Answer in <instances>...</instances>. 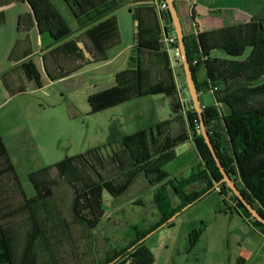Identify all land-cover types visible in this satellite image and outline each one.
Returning a JSON list of instances; mask_svg holds the SVG:
<instances>
[{
    "label": "rangeland",
    "instance_id": "rangeland-1",
    "mask_svg": "<svg viewBox=\"0 0 264 264\" xmlns=\"http://www.w3.org/2000/svg\"><path fill=\"white\" fill-rule=\"evenodd\" d=\"M117 16L121 35L129 41L132 14L123 6ZM7 26L6 47L10 49L14 37L13 23L9 22ZM249 51L246 48L244 54L235 59H244ZM216 54L226 56L219 50ZM87 79L89 77L85 74L54 82L46 90L52 93L50 98L29 92L32 86L27 81L24 83L27 92L4 103L5 92L0 96V136L15 170V176L0 175V227L12 229L13 264H104L108 254L124 247L133 238L132 225L146 230L159 221L161 214L154 196L161 184L169 179L180 180L181 177L203 172L201 180L188 186L187 192L190 193L202 190L211 181L194 140V134H198L199 130L195 126L197 131L194 133L188 124L187 128L183 124L187 139L177 144L176 151L173 147L175 157L164 167V172L168 174L166 178H160L157 171L147 177L141 173L131 178L128 184L125 182V189L120 194L119 191L111 194L102 189L90 196L87 203L81 196L78 197V204L83 202L86 207L89 204L87 209L71 211V188L65 182H58L53 170L46 175V179L53 184L50 196L44 199L45 205L41 206L45 211L40 212L38 204L42 198L35 202L38 204L35 208L37 218H45L49 214V222L41 225L33 247H29L30 220L25 198H34L36 193L28 177L30 173L93 147L98 148L104 157L112 155V150L116 152L120 148L119 135H130L133 129L139 127L141 122L138 117H142V113L144 120L153 118L156 113L163 118L168 113L169 109L163 103L166 96L152 102L150 96L134 98L120 107L93 111L88 98L95 88L90 84L88 88L84 86ZM186 94L190 98L187 89ZM163 128L156 125L150 127V137L161 140V147ZM156 180L159 183H155ZM40 187H44L42 183ZM214 188L219 194V186ZM167 189L171 206H177L179 197L168 184ZM224 199L226 202L222 211L213 212L220 199L212 200V196H207L175 217L170 226L165 225L147 237L143 242L152 254L151 264H264V239L244 220L247 217L234 207L230 195ZM56 209L60 213L58 216ZM193 228L199 233V238L193 247H189L188 233ZM0 264L6 263L0 258Z\"/></svg>",
    "mask_w": 264,
    "mask_h": 264
},
{
    "label": "trees",
    "instance_id": "trees-1",
    "mask_svg": "<svg viewBox=\"0 0 264 264\" xmlns=\"http://www.w3.org/2000/svg\"><path fill=\"white\" fill-rule=\"evenodd\" d=\"M35 1L42 5L47 3V0ZM65 1L71 4L73 9L81 7L82 0ZM45 11L49 12L51 10L45 7ZM166 12L168 20L171 22L170 15L168 11ZM49 15L51 18L57 16L55 12ZM133 17L137 22L138 31H140V21L137 14L135 13ZM36 19L39 30H45L42 27L40 15H37ZM2 21L3 16L0 13V23ZM173 32L172 25L170 30L165 29V33ZM91 33H93L92 40L94 42H103V44L101 46L98 45L97 48L91 44L85 46V49L91 57V62H100L104 59L102 53L119 41L114 16L93 26ZM184 43L195 81L197 69L203 66L209 78V86L204 88L216 86V89L212 92L214 104L204 105L201 101L200 93L204 88L196 83L205 124L221 164L244 197L264 215V78L259 76L260 68L264 67V25L253 19L250 22L237 23L209 32L190 36L184 35ZM173 45L177 47V40ZM246 48H250V52L242 60L209 57V52L212 49L222 50L230 57H240ZM150 57L157 58L156 60H151L150 66L155 68V73L159 75L158 84L155 83L150 87L144 88L139 77L135 80H128L125 75L130 71L121 72L116 76L117 84L115 87L90 95L88 102L92 110L107 109L127 99L149 92H165L169 96H174L175 83L166 52L161 51ZM194 59H197L195 64H193ZM180 66L182 69L181 62ZM135 72L137 75L138 71L135 70ZM48 77L51 81L56 79L50 73ZM171 113H179V116H175L176 118H180L184 114V117H182L184 124L186 122L188 126L192 127L194 133L197 131L195 126L199 130L198 118L190 98L188 99V104L183 106L176 97L171 106ZM168 122L169 120L161 121L156 126L162 127ZM185 132L186 129L184 128L183 137L178 135L176 137L167 136L162 138L163 144L161 147V140H155L153 137L148 140L149 137H146L145 130H140L130 135H122L118 141L120 148L116 152L112 150V155L104 157L98 148L93 147L85 152L66 157L53 165L44 166L30 173L28 177L36 193L34 198H25V208L29 211L28 217L30 220L28 246L33 247V240L40 234L41 225L49 222V214L45 218L38 219L35 213L36 205L39 203L40 212L45 211L41 206L45 205L44 199L51 194L50 189L53 183L46 179V175L49 172L51 173L54 170L59 180L57 181L65 182L71 188V211L87 209L89 204L87 207L83 202L78 204V197L81 196L87 203L90 196L93 197L95 193L102 189L111 194H114L113 191H119L118 193L120 194L125 189V182L128 184L137 174L141 173L147 177V175L156 174L157 171L160 178H166L168 174L164 172V167L175 157L172 150L173 147L187 139ZM194 140L204 158L207 177L217 183L222 175L206 144L203 142L199 131L198 134H194ZM130 156L133 160L132 163L130 162ZM152 159L155 160L154 162L151 161L150 164L149 161ZM3 174H13L15 176V170L0 136V175ZM202 177L203 172L199 171L188 177H181L180 180L169 179L161 184L154 196L157 210L161 214L159 221L146 230H139L138 225H132L133 238L124 247L114 251L111 255L108 254L104 264L114 260L116 257L119 258L112 264H151L153 261L152 254L147 250L144 244L145 241L137 244L133 249L128 250V248L149 231L165 222L184 205L198 200L206 191L213 188L215 183L212 184L210 181L200 191L187 192L190 183L201 180ZM154 182L159 183V180ZM40 183L43 184V188L40 187ZM167 184L180 199L177 206H171L167 194ZM219 189L220 193L229 194L234 205L241 210L258 230L264 232V224L251 218L248 211L227 186L221 184ZM81 198H79L80 201ZM39 199L41 201L36 204ZM55 213L57 216L60 214L58 209L55 210ZM171 224L172 221L166 225L170 226ZM188 238L189 247H193L198 241L199 233L193 228L189 231ZM0 258L6 264L14 263L13 235L10 227H0Z\"/></svg>",
    "mask_w": 264,
    "mask_h": 264
},
{
    "label": "crops",
    "instance_id": "crops-1",
    "mask_svg": "<svg viewBox=\"0 0 264 264\" xmlns=\"http://www.w3.org/2000/svg\"><path fill=\"white\" fill-rule=\"evenodd\" d=\"M60 1L47 0V3L42 5L35 0H0V13L3 16V21L0 23V96L3 92L6 96L3 103L7 99L27 92L24 87L25 81L32 86L29 92L40 93L45 98H50L53 95L46 90L54 82L66 81L85 74L89 79L85 81L84 86L88 88L90 84L95 88L93 94L115 87L117 74L124 71H130L125 75L126 79L135 80L139 77L144 88L150 87L152 84H158L160 80L158 73H155V68L150 66L151 60L157 58L150 56H155L163 51L167 54L169 67L172 71L175 95L169 96L165 92H149L127 99L113 107L125 105L134 98L150 96L152 102L154 99H161L160 96H166L165 102L163 100L164 106L169 109L166 117L161 118L156 113L157 115L153 118L149 117L144 120V113H142V117H138L141 124L130 133L145 130L149 140L151 138L150 127L161 121L169 120L163 126L160 139L181 135L184 132L182 118L184 114L182 117L176 118L175 116H179V113H171V106L176 97L179 103H183L185 106L188 104L189 98L184 87V74L180 62L176 61L173 56L171 57L172 50L166 46L163 39L165 29L170 30L172 25V22L168 20L167 12L159 10L151 0H82L79 9H73L71 4L65 0ZM123 6L128 8V13L132 14L129 41L123 39L121 35L117 16ZM175 6L182 32L187 36L217 30L237 23L250 22L253 19L264 25V0H175ZM45 7L51 11H45ZM12 8L14 10H11ZM9 11H11V20H9ZM53 12L57 14L55 18H51L49 15ZM135 13L140 21V31H138L137 22L133 17ZM37 15H40L42 27L45 29L43 31L39 30ZM111 16H114L116 21L119 41L102 53L104 57L102 61L91 62V57L85 46L92 44L97 48L98 45L103 44V42L97 43L92 40L91 28ZM9 22L11 25L13 23L14 28L10 49L6 47ZM157 33L158 37L156 38ZM218 50L212 49L209 52V57L237 58L228 57L224 51L219 50L226 54L221 57L220 54H216ZM135 70L138 71L137 75ZM49 73L56 79L49 80ZM259 76L264 78V67L260 68ZM195 77L196 83L203 88L209 86V78L203 66L197 69ZM202 94L201 101L204 105L214 104L213 93L208 88H204ZM184 125L187 128L186 122ZM124 134L126 133H121L119 137ZM177 146L174 147V151ZM216 192L215 188L209 189L192 205L207 196H212V200L220 199L218 206L213 207L212 210L220 212L226 201L224 197L227 198L228 194H217ZM174 199L176 198L174 197ZM244 220H247L255 229L256 234L264 239V232L258 230L248 218Z\"/></svg>",
    "mask_w": 264,
    "mask_h": 264
},
{
    "label": "water",
    "instance_id": "water-1",
    "mask_svg": "<svg viewBox=\"0 0 264 264\" xmlns=\"http://www.w3.org/2000/svg\"><path fill=\"white\" fill-rule=\"evenodd\" d=\"M167 4V11L170 15V19L172 22L174 34L177 40V47L181 55V65L184 73L185 78V87L188 91L189 97L192 102V107L197 115L198 118V125H199V131L200 134L204 140V143L206 144L213 160L215 161L216 166L218 167L219 172L221 173L222 177L221 179L213 185L214 187H217L221 184H224L227 186L230 191L235 195V197L241 202L243 207L248 211L251 218L254 220H257L261 224H264V215H262L241 193L239 188L237 187L234 180L231 178V176L227 173L223 165L221 164V161L216 153V150L213 146V143L210 139L209 132L207 130L205 120L202 113V105L199 98V93L196 87V81L193 77V73L190 68V63L187 58L186 49H185V43H184V34L182 32V27L179 19V15L175 6V0H165ZM196 201V200H195ZM195 201L190 202L186 205H184L179 211L172 214L165 222L161 223L159 226L154 228L153 230L149 231L147 234H145L142 238L137 240L136 243H134L132 246L128 248V250L135 247L137 244L145 241L147 237H149L151 234H153L155 231H157L159 228L166 225L168 222L172 221L178 214L183 212L185 209H187L189 206H191ZM119 257H116L114 260L106 263V264H112L114 261H116Z\"/></svg>",
    "mask_w": 264,
    "mask_h": 264
},
{
    "label": "built area",
    "instance_id": "built-area-1",
    "mask_svg": "<svg viewBox=\"0 0 264 264\" xmlns=\"http://www.w3.org/2000/svg\"><path fill=\"white\" fill-rule=\"evenodd\" d=\"M154 4H156L157 8L161 11H167V4L165 0H151ZM166 46L170 48L173 51V58L176 61L181 62V55L178 50V47H175L173 44L176 42V37L174 33H165L164 32V37H163ZM197 63V59L193 60V64ZM216 89V86L209 87L208 90L210 92H213ZM202 93V92H200Z\"/></svg>",
    "mask_w": 264,
    "mask_h": 264
},
{
    "label": "flooded vegetation",
    "instance_id": "flooded-vegetation-1",
    "mask_svg": "<svg viewBox=\"0 0 264 264\" xmlns=\"http://www.w3.org/2000/svg\"><path fill=\"white\" fill-rule=\"evenodd\" d=\"M226 202V201H225ZM233 205H234V203H233ZM234 207H236V205H234ZM229 209L231 210L232 209V207H229ZM236 209H238V210H240L239 208H237L236 207ZM240 213H241V210H240Z\"/></svg>",
    "mask_w": 264,
    "mask_h": 264
}]
</instances>
